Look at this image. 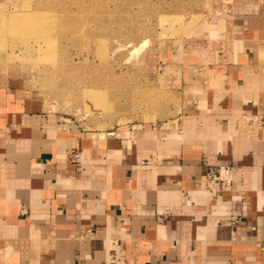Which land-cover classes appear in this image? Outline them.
<instances>
[{
	"label": "crops",
	"instance_id": "0c3cea01",
	"mask_svg": "<svg viewBox=\"0 0 264 264\" xmlns=\"http://www.w3.org/2000/svg\"><path fill=\"white\" fill-rule=\"evenodd\" d=\"M233 28L198 106L120 134L66 130L0 75V264H264V0Z\"/></svg>",
	"mask_w": 264,
	"mask_h": 264
},
{
	"label": "rangeland",
	"instance_id": "374dc122",
	"mask_svg": "<svg viewBox=\"0 0 264 264\" xmlns=\"http://www.w3.org/2000/svg\"><path fill=\"white\" fill-rule=\"evenodd\" d=\"M248 1L6 0L0 75L66 130L159 124L199 105L201 65L230 44ZM214 20L220 31L211 36Z\"/></svg>",
	"mask_w": 264,
	"mask_h": 264
},
{
	"label": "built area",
	"instance_id": "2783aa9c",
	"mask_svg": "<svg viewBox=\"0 0 264 264\" xmlns=\"http://www.w3.org/2000/svg\"><path fill=\"white\" fill-rule=\"evenodd\" d=\"M75 158H78V155L76 154ZM207 186L208 190L212 193L215 194L219 190L229 187L231 185V181L224 179L221 177V173L218 169L216 168H211L208 171V176H207ZM239 219L236 217H233V222H238ZM115 262L114 258H110L109 260L105 261L104 263L101 264H113ZM78 264H94L85 260L80 261Z\"/></svg>",
	"mask_w": 264,
	"mask_h": 264
},
{
	"label": "bare ground",
	"instance_id": "6f19581e",
	"mask_svg": "<svg viewBox=\"0 0 264 264\" xmlns=\"http://www.w3.org/2000/svg\"><path fill=\"white\" fill-rule=\"evenodd\" d=\"M55 23V22H54ZM73 25V24H72ZM58 27V26H57ZM208 30L207 31V34L209 35H218L219 34V31H220V26H219V23H218V20H214L212 22H210L208 25H207V28ZM68 32V31H67ZM82 33V32H81ZM202 33V32H201ZM75 34V33H74ZM208 36V35H207ZM145 43V42H144ZM89 44V43H88ZM128 45V44H127ZM143 45V44H142ZM140 45V47L142 46ZM134 48V47H133ZM138 47L136 46L135 49H137ZM139 49V48H138ZM50 61V60H49ZM50 63V62H49Z\"/></svg>",
	"mask_w": 264,
	"mask_h": 264
}]
</instances>
